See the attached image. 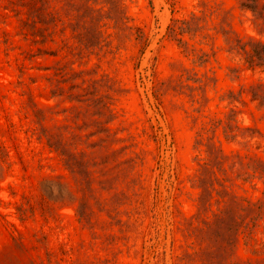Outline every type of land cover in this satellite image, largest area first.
<instances>
[{"label":"rangeland","instance_id":"obj_1","mask_svg":"<svg viewBox=\"0 0 264 264\" xmlns=\"http://www.w3.org/2000/svg\"><path fill=\"white\" fill-rule=\"evenodd\" d=\"M241 1L0 0V264H264Z\"/></svg>","mask_w":264,"mask_h":264},{"label":"trees","instance_id":"obj_2","mask_svg":"<svg viewBox=\"0 0 264 264\" xmlns=\"http://www.w3.org/2000/svg\"><path fill=\"white\" fill-rule=\"evenodd\" d=\"M260 0H242L240 6L242 9L249 10L256 17L261 19L264 11V4L259 2ZM196 17H193L190 20H174V25L169 27V34L174 38L182 36L185 33H191L194 31L193 22ZM136 39L142 44L141 51L147 46L148 40L142 33L140 29H137ZM178 41H181V38H177ZM186 48V43H182ZM248 47V48H247ZM187 49V48H186ZM238 51H241V54L244 56V63L247 65V68L250 70L260 69L264 71V43L255 41L251 39L248 43L237 46ZM140 51V52H141ZM239 53V52H238ZM223 125L225 138L233 139V136H228L232 132L233 125L232 122H235L234 112L231 113L225 118ZM223 123L222 120H217L212 123V127L216 128L218 125ZM254 173H259L260 178H264V166L261 164L254 169ZM223 188L224 185L220 184ZM221 192H226V189H223Z\"/></svg>","mask_w":264,"mask_h":264}]
</instances>
